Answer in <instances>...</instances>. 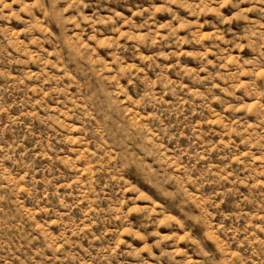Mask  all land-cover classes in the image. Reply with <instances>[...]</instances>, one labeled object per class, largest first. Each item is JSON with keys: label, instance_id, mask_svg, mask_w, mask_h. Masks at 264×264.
I'll return each mask as SVG.
<instances>
[{"label": "rangeland", "instance_id": "374dc122", "mask_svg": "<svg viewBox=\"0 0 264 264\" xmlns=\"http://www.w3.org/2000/svg\"><path fill=\"white\" fill-rule=\"evenodd\" d=\"M0 264H264V0H0Z\"/></svg>", "mask_w": 264, "mask_h": 264}]
</instances>
